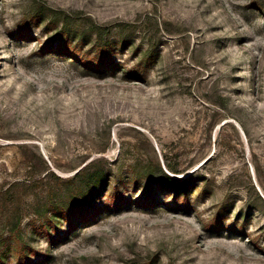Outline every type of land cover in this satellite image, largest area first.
Returning a JSON list of instances; mask_svg holds the SVG:
<instances>
[{"label":"rangeland","instance_id":"obj_1","mask_svg":"<svg viewBox=\"0 0 264 264\" xmlns=\"http://www.w3.org/2000/svg\"><path fill=\"white\" fill-rule=\"evenodd\" d=\"M0 264H264V0H0Z\"/></svg>","mask_w":264,"mask_h":264},{"label":"trees","instance_id":"obj_2","mask_svg":"<svg viewBox=\"0 0 264 264\" xmlns=\"http://www.w3.org/2000/svg\"><path fill=\"white\" fill-rule=\"evenodd\" d=\"M165 179L166 181L164 183L166 184V186H169L171 188H188L190 186L187 179L178 180L172 178L169 175H165ZM72 182L76 186V194L72 195L71 198L75 197L85 200L88 198H93V194L96 193V191L104 188L106 177L103 170L100 171V169L96 168L94 165H86L76 173V175L72 179ZM83 216L84 218H87V215L84 214ZM212 227L213 229L220 230L222 228V224L219 223V220L216 219L213 222Z\"/></svg>","mask_w":264,"mask_h":264}]
</instances>
